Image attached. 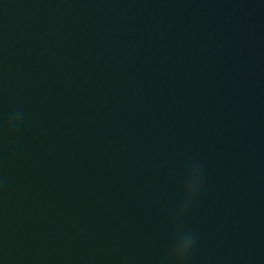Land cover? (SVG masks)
I'll list each match as a JSON object with an SVG mask.
<instances>
[{
  "label": "water",
  "instance_id": "95a60500",
  "mask_svg": "<svg viewBox=\"0 0 264 264\" xmlns=\"http://www.w3.org/2000/svg\"><path fill=\"white\" fill-rule=\"evenodd\" d=\"M0 264H264V0H0Z\"/></svg>",
  "mask_w": 264,
  "mask_h": 264
},
{
  "label": "clouds",
  "instance_id": "9594fccd",
  "mask_svg": "<svg viewBox=\"0 0 264 264\" xmlns=\"http://www.w3.org/2000/svg\"><path fill=\"white\" fill-rule=\"evenodd\" d=\"M23 119V112L21 110L14 109L13 115L9 117L6 125L9 132Z\"/></svg>",
  "mask_w": 264,
  "mask_h": 264
}]
</instances>
